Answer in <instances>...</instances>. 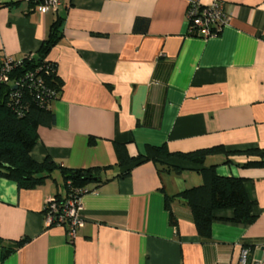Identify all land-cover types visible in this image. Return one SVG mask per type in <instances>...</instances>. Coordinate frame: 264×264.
Returning a JSON list of instances; mask_svg holds the SVG:
<instances>
[{
  "label": "crops",
  "instance_id": "1",
  "mask_svg": "<svg viewBox=\"0 0 264 264\" xmlns=\"http://www.w3.org/2000/svg\"><path fill=\"white\" fill-rule=\"evenodd\" d=\"M219 1L229 22L203 38L189 34L188 0H65L45 14L29 0H0V55L16 60L36 54L63 17L46 55L62 81L50 102L54 123L38 126L31 157L87 168L115 165V142L132 156L146 145L264 149V0ZM230 159L213 155L205 164L244 179L254 220L234 223L230 209L219 210L208 240L178 198L169 204L176 222L169 221L165 195L201 182L196 166L174 156L168 162L179 173L146 160L83 194L84 222L73 238L43 212L64 193L57 170L31 189L0 179V254L2 240L25 238L0 264H240L242 249L254 264L264 247V166Z\"/></svg>",
  "mask_w": 264,
  "mask_h": 264
},
{
  "label": "trees",
  "instance_id": "2",
  "mask_svg": "<svg viewBox=\"0 0 264 264\" xmlns=\"http://www.w3.org/2000/svg\"><path fill=\"white\" fill-rule=\"evenodd\" d=\"M29 3L31 6L34 5L33 0H29ZM62 21L63 17L57 16L51 23L48 35L42 41L38 52L23 57L13 69L11 76L20 81L21 85L17 87L13 84L0 85V179L11 180L18 188L31 189L43 184L57 170L61 176L64 193L52 196L46 202L43 212L46 215L50 205L54 204L56 213L49 225L60 224L67 229L68 220L58 222L56 218L57 215L63 214L69 198L82 196L111 178L126 176L133 166L146 160L159 164L161 170L179 173L182 168L168 162V159L174 156L196 166L201 182L174 195H165V207L169 210L171 224L176 222L169 205L174 198L182 200L190 208L192 221L203 240L210 238L211 224L218 218L216 212L219 210L230 209L232 215L227 220L231 222L252 223L253 202L245 191L244 179L220 175L216 172L215 164L205 162L209 156L222 155L224 163H229L231 156L242 155L249 159L240 166H264V149L259 147L228 150L222 145H215L189 152H170L165 145H146L144 153L132 156L124 143L115 142V165L87 168H68L48 156L42 161H36L31 157L30 151L38 138V126H49L54 123L50 102L59 95L62 88L55 63L46 58L50 48L61 37ZM29 74L33 77L28 76ZM36 77L40 78L41 83L32 86ZM41 86L45 90H42ZM14 93L17 95H13ZM114 167L117 172L108 175V170ZM24 241L25 238L7 242L2 240L1 259Z\"/></svg>",
  "mask_w": 264,
  "mask_h": 264
},
{
  "label": "built area",
  "instance_id": "3",
  "mask_svg": "<svg viewBox=\"0 0 264 264\" xmlns=\"http://www.w3.org/2000/svg\"><path fill=\"white\" fill-rule=\"evenodd\" d=\"M64 1L65 0H33L34 5L32 6V10L40 14L48 12L56 13L61 9ZM186 16L189 33H194L195 36L203 38L215 36L224 25L228 24L230 19V15L224 10L223 2L219 0H213L208 5H202L198 0H188ZM20 62L21 59L16 60L7 55H0V85L13 84L14 87L21 85L20 81L11 76L13 69L16 68V65ZM28 76L33 77L32 74H29ZM35 83L40 85V78L36 77L32 86ZM41 89L45 90L42 86ZM13 95L16 96L17 94L14 93ZM81 212V196H79L73 199L69 198L64 206L63 214L57 215L56 221L58 222L65 219L68 220L67 234L69 238H73L77 229L83 225L84 221ZM55 213L56 207L54 204H51L48 213L46 214V223L48 225L55 216ZM247 256L248 250L242 249L240 254V264H247ZM258 263L264 264V247L262 257L259 259Z\"/></svg>",
  "mask_w": 264,
  "mask_h": 264
},
{
  "label": "rangeland",
  "instance_id": "4",
  "mask_svg": "<svg viewBox=\"0 0 264 264\" xmlns=\"http://www.w3.org/2000/svg\"><path fill=\"white\" fill-rule=\"evenodd\" d=\"M262 254H263V252H260V254L258 255L259 259H261Z\"/></svg>",
  "mask_w": 264,
  "mask_h": 264
},
{
  "label": "water",
  "instance_id": "5",
  "mask_svg": "<svg viewBox=\"0 0 264 264\" xmlns=\"http://www.w3.org/2000/svg\"><path fill=\"white\" fill-rule=\"evenodd\" d=\"M254 264H259L258 261H256Z\"/></svg>",
  "mask_w": 264,
  "mask_h": 264
},
{
  "label": "bare ground",
  "instance_id": "6",
  "mask_svg": "<svg viewBox=\"0 0 264 264\" xmlns=\"http://www.w3.org/2000/svg\"><path fill=\"white\" fill-rule=\"evenodd\" d=\"M250 253V252H249ZM250 256V255H249ZM248 257V256H247ZM248 259V258H247Z\"/></svg>",
  "mask_w": 264,
  "mask_h": 264
}]
</instances>
